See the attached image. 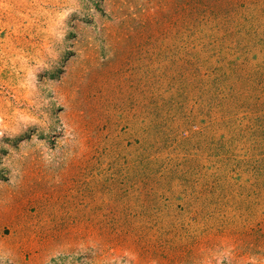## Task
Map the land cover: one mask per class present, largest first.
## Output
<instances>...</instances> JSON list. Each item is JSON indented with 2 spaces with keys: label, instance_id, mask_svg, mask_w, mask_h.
<instances>
[{
  "label": "rangeland",
  "instance_id": "rangeland-1",
  "mask_svg": "<svg viewBox=\"0 0 264 264\" xmlns=\"http://www.w3.org/2000/svg\"><path fill=\"white\" fill-rule=\"evenodd\" d=\"M0 264H264V0H0Z\"/></svg>",
  "mask_w": 264,
  "mask_h": 264
}]
</instances>
